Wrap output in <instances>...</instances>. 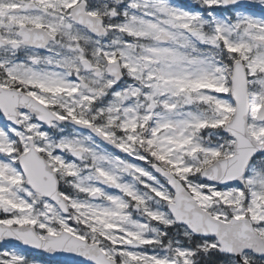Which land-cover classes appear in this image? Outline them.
Instances as JSON below:
<instances>
[{
	"label": "snow or ice",
	"instance_id": "snow-or-ice-1",
	"mask_svg": "<svg viewBox=\"0 0 264 264\" xmlns=\"http://www.w3.org/2000/svg\"><path fill=\"white\" fill-rule=\"evenodd\" d=\"M0 243L264 264V0H0Z\"/></svg>",
	"mask_w": 264,
	"mask_h": 264
},
{
	"label": "rangeland",
	"instance_id": "rangeland-1",
	"mask_svg": "<svg viewBox=\"0 0 264 264\" xmlns=\"http://www.w3.org/2000/svg\"><path fill=\"white\" fill-rule=\"evenodd\" d=\"M173 2L178 3V4H182L184 6H189L192 3V0H173ZM257 12H259V9L256 10ZM0 248H3L2 246H0ZM45 264H48L45 262Z\"/></svg>",
	"mask_w": 264,
	"mask_h": 264
},
{
	"label": "flooded vegetation",
	"instance_id": "flooded-vegetation-1",
	"mask_svg": "<svg viewBox=\"0 0 264 264\" xmlns=\"http://www.w3.org/2000/svg\"><path fill=\"white\" fill-rule=\"evenodd\" d=\"M111 150V149H110Z\"/></svg>",
	"mask_w": 264,
	"mask_h": 264
}]
</instances>
